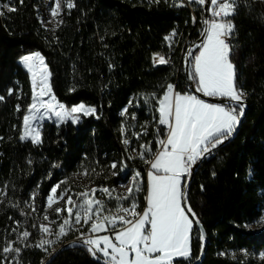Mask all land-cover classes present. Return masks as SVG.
Here are the masks:
<instances>
[{"label": "trees", "instance_id": "obj_1", "mask_svg": "<svg viewBox=\"0 0 264 264\" xmlns=\"http://www.w3.org/2000/svg\"><path fill=\"white\" fill-rule=\"evenodd\" d=\"M71 3L75 6L63 10V22L53 30L40 22L42 0H23L22 4L0 0V7L17 9L3 8L5 14L0 16V96L4 97L0 101V191L7 193L0 195V249L9 240L21 249L18 256L8 254L6 261L0 252V264H44L51 253L35 246L41 232L31 225L41 224L51 188L66 182L61 189H74L81 174L97 189L114 192L139 172L141 183L134 201L142 213L147 164L133 152H141V145L150 147L145 158L152 160L161 147L157 140H164L168 130L158 124L153 95L160 98L169 84L178 93L192 94L181 53L186 40L191 46L201 37L204 9L195 5L193 27V13L180 0ZM227 19L234 25L230 59L235 85L244 93L248 110L237 136L201 164L190 186L189 204L208 236L201 264H264V227L258 232L247 230L264 226V0H236L234 13ZM177 46L170 62H154V55L169 56ZM37 52L45 58L56 99L66 107L84 103L96 111L82 116L76 125L45 122L42 143L33 144L20 140L32 83L19 61ZM133 133H140L139 139ZM29 204H34L35 212ZM108 205L114 207L113 202ZM15 221L20 222L17 232L32 233L25 243L12 232ZM79 236L70 233L61 244ZM202 248L201 232L193 223L190 257L172 264L195 263ZM50 264L101 263L80 246L63 251Z\"/></svg>", "mask_w": 264, "mask_h": 264}, {"label": "snow or ice", "instance_id": "obj_2", "mask_svg": "<svg viewBox=\"0 0 264 264\" xmlns=\"http://www.w3.org/2000/svg\"><path fill=\"white\" fill-rule=\"evenodd\" d=\"M65 2L69 9L75 6L71 0ZM189 2L201 6L207 5L205 10L212 17L211 20H205L207 25L203 33L205 39L196 45L199 53L194 55L192 60L191 78L197 83L196 91L202 92L205 96L229 98L236 102L239 111L236 107L226 108L220 104L207 103L195 95L174 93V86L169 84L163 97L157 98L158 124L167 127V139L157 140V144L161 147L153 154L152 160L145 158V153H151L150 147L141 145L142 151L139 153L140 158L150 165L147 208L143 214L135 211L137 205L132 199L130 207H121L118 203L115 214L102 215L105 204L99 199H94L95 193L101 191L111 197L112 190L102 188L91 189L89 192L85 188L83 192L75 194L78 199L74 200L73 195L69 194L70 189H61V184L66 182L57 183L51 188L43 210V220L49 221V224L31 225L33 228H38L42 234L36 247L47 251L44 245L53 241L45 239V235L55 234L58 238L63 237L70 230L79 231L75 225L83 222V225H89L88 233L93 235L81 232V239L77 243H83L94 256L97 253L102 254L106 258V264H172L174 257L184 259L190 257V232L193 219H190L188 214L191 213L192 217H195V213L187 205L185 178L190 177L192 165L231 136L239 123V117L243 115L244 93L235 87V66L231 62V46L227 42L233 33L234 25L226 18L234 13L236 0H189ZM20 3L22 4L23 0H20ZM3 8L8 12L17 11L13 6L4 5L0 7V16L5 14ZM50 13L52 19L49 23L57 21L58 26L63 22L58 20L61 13L60 0H54ZM166 39L170 38L166 37ZM192 55L189 51V56ZM21 62L32 74L33 92L32 103L23 117L24 131L20 140L30 139L33 144L42 143L39 122L51 118L52 114L58 121H62L72 113L80 111L84 115L95 113V108L86 107L84 104L74 106L70 111H59L58 109H64L65 106L58 102L54 103L56 100L54 95L48 100L43 99L51 92L44 57L37 52L22 57ZM154 62L166 64L168 60L164 57H159L157 60L154 57ZM39 66H42V70L39 72L40 84L37 91L38 73L35 69ZM8 94L12 95L11 89ZM3 99L4 97L0 96V101ZM19 110L17 105V111ZM126 112L127 107L121 114L124 115ZM76 119H73L74 123ZM121 132H124L123 128ZM143 134L146 135V131ZM133 135L139 139L141 134L133 133ZM124 143L128 144L129 141L125 139ZM111 167L116 169L118 166L113 163ZM116 174L117 172L114 171L113 175ZM139 176V172L133 175L131 185L127 186V194L117 196V201L133 198L134 191H139L137 183ZM182 179L185 180L183 184ZM58 189H61L59 193ZM0 195L6 196L7 193L0 191ZM34 198L35 194L32 199ZM60 201L64 202L63 205H60ZM11 206L19 207L17 204ZM28 206L32 212L36 211L34 204ZM49 209L62 220V223L57 225L58 230L55 233L50 225L57 224V221L50 220ZM65 212L67 216L62 215ZM21 215L26 214L21 211ZM14 223L16 227L12 228V232L16 233L20 243H25L32 233L27 229L17 232L20 222ZM195 223L198 224L199 221L195 220ZM109 230L112 236L95 235ZM15 244V241L9 240L0 249L5 261L10 253L19 255L21 249Z\"/></svg>", "mask_w": 264, "mask_h": 264}, {"label": "rangeland", "instance_id": "obj_3", "mask_svg": "<svg viewBox=\"0 0 264 264\" xmlns=\"http://www.w3.org/2000/svg\"><path fill=\"white\" fill-rule=\"evenodd\" d=\"M53 5H54V0H42V6L40 7V10H39V19H40V22L47 29H56L58 27L57 26V21H52L51 23H49V21L52 19L51 18V13H50V7L53 6ZM60 8H61V13H60V16L58 17V20H61V16L63 14V10L65 8H67L66 2H64L63 0H60ZM31 54H33V53H31ZM31 54H27V55H31ZM24 56H26V55H24ZM24 56H22V57H24ZM19 62L28 71V69L21 62V59H20ZM44 63L46 64L45 58H44ZM35 70L38 73L37 74V91H39V84H40V75H39V72L42 70V66H39ZM47 72H48V85L50 86L51 74H50V71H49V68L48 67H47ZM28 73H29V75L31 77V83H32V74L29 71H28ZM235 77H236V73H235ZM235 87H236V85H235ZM50 89H51V86H50ZM236 89H237V87H236ZM32 92H33V86H32ZM51 95H54L52 89H51V92L49 93V95H45L43 97V99L44 100H48ZM243 100H244V98H243ZM55 102H58L59 104H62L57 99L54 101V103ZM31 103H32V98H31ZM31 103H30V105H31ZM80 104H84V103H80ZM80 104H77V105H74V106H78ZM84 105L86 107L93 108L92 106H88L86 104H84ZM74 106H72V107H74ZM72 107H66L65 106L64 109H58V110L59 111H62V112H64L65 110L70 111V109ZM26 114H27V112H26ZM90 115H95V113H92V114H89V115H84L83 112L80 111V112H77V113H72L70 116H67L62 121H58L57 118L55 117V115L52 114L51 115V118H47V119H44V120H42V121L39 122L40 131H42V127H43V125H44L45 122H53V123H56V124H60V123H62L64 121H70V122H72L73 124L76 125V124H78L81 121V117L82 116H90ZM74 118H77L75 123L73 122V119ZM23 131H24V129H23V125H22V134H23ZM27 140H30V139H27ZM139 153L140 152H138V151H134L133 152V156H138L139 157L140 156ZM125 171H126V169H125ZM188 180H189V178H188ZM188 180H187V182H188ZM183 182H184V179H182V184H183ZM131 183L132 182H131V179H130L127 183L120 185L118 189H116L114 192H111V197H109L107 194H105V193H103L101 191H97L96 192L98 194L97 196H96V193H95L94 199H99V200L103 201L104 204H105V211L102 213V215L115 214V210H116V207H117V204L118 203L120 204L121 207H130V205L132 203V199H134V196H135V194H136L137 191H134L133 198H130V199L117 201L116 197L117 196H124V195H126L127 194V186H130ZM137 183L140 186L141 181H140L139 178H138ZM147 183L149 184V180H147ZM73 186H74V189L71 188V187H66L65 189H70L69 194L70 195H73V199L74 200H77L78 199L75 194L76 193L83 192L85 190V188H87L89 190V192L91 191V189H97L94 185L90 184V182L87 180V177H86L85 174H81L80 176H78L76 178L75 183H74ZM57 191L59 193V191H61V190L58 189ZM147 196H148V192H147ZM89 198L91 199L93 197H89ZM107 198H110V200H108ZM128 200H131V201H130V204L128 206H126L125 203H127ZM109 202H113L114 203V207L109 206L108 205ZM63 203H64L63 201H60V205H63ZM136 209H137V207H136ZM136 209H135V211L137 212ZM48 214H49L50 220H56L57 221V224L50 225L52 227V229H53V233H55L58 230L57 225L59 223H62V220L59 217H57V215L54 212H52L51 209L48 210ZM121 214H123V213H121ZM62 215L63 216H67V213L65 212ZM125 215H126L127 218H130V216H128V214H125ZM189 218L192 219L190 215H189ZM94 219H95V217H94ZM97 222H99V221H97ZM41 223L49 224V221H44L43 218H42V222ZM90 223H91V221H90ZM88 227H89V225H83V222H82L79 225H75V228H78L79 231L70 230V231H68L67 235H65L63 237H59L58 238L55 234L45 235L44 238L47 239V240L53 241V243H51V244H45L44 247L47 248V252H50L52 254L60 245L63 244V243L61 244V242L64 241V239H65L66 236H68L70 233H76V232H78L79 235H80L78 238L81 239V232L86 233V232H84V230H88ZM263 227H264L263 225L248 226L247 227V230L253 231V232H258ZM95 235H100V236H102V235H109V236H112V232H111V230H109L107 232H103L102 231V232L97 233ZM41 238H42V234L40 233V239H39V241L41 240ZM78 238H76V239H78ZM190 238H191V232H190ZM190 245H191V239H190ZM179 258H182V257H174L173 258V261H175L176 259H179Z\"/></svg>", "mask_w": 264, "mask_h": 264}, {"label": "water", "instance_id": "obj_4", "mask_svg": "<svg viewBox=\"0 0 264 264\" xmlns=\"http://www.w3.org/2000/svg\"><path fill=\"white\" fill-rule=\"evenodd\" d=\"M207 7V5H205V8ZM205 12V20H211V16L210 13L208 11H204ZM207 28V25L205 24L204 27V31ZM203 31V33H204ZM201 35V37L199 38V40L197 42H195L194 44H192L190 46L189 51L192 52V56H189V51L185 60V74H186V78H187V82H188V86L190 91L192 92V94H194L195 96H197L199 99L204 100L207 103H211V104H220L224 107H238V105H236L235 101L230 100L229 98H219V97H210V96H205L202 92H197L196 91V84L194 82V79L191 78V62H192V58L194 55H196L199 52V49L196 47V45H199L200 43L203 42V40L205 39L204 35ZM243 105H244V109H243V115L239 117V123L237 124L235 130L233 131V133L231 134L230 137H228L227 139L224 140L223 143L219 144L216 148L212 149L211 152L209 154H205V156L203 158H201L200 160H198L192 167L191 169V175L189 177V180L187 182V205L190 206L189 204V190H190V186L193 182V179L195 177L196 172L198 171V169L200 168L201 164L204 162V160H206L215 150L221 148L222 146H224L225 144L229 143L230 141H232L236 136L237 133L244 121V118L246 116L247 110H248V105L246 103L245 100L242 101ZM192 209V208H191ZM187 210V209H186ZM193 212V210H192ZM189 215L191 216V218L193 219V223L197 226V228L200 230L201 232V236H202V240H203V248H202V253L200 258L193 264H201L204 260L205 257V251H206V245L208 242V236L205 232L204 227L202 226L201 222L199 221V219L197 218V216L195 215V217H192L191 213H189ZM195 220H198L199 223H195ZM78 239H73V240H69L65 243H63L62 245H60L50 256L49 258L44 262V264H50L57 255H59L60 253H62L63 251L75 248V247H80V246H84L83 243H77ZM85 248H87L86 246H84ZM93 255V254H92ZM94 259L96 261H98L101 264H106V258H104L101 254L97 253V255H93Z\"/></svg>", "mask_w": 264, "mask_h": 264}, {"label": "built area", "instance_id": "obj_5", "mask_svg": "<svg viewBox=\"0 0 264 264\" xmlns=\"http://www.w3.org/2000/svg\"><path fill=\"white\" fill-rule=\"evenodd\" d=\"M180 2H181L182 5L186 6L187 8H189L192 11V13H193V19H194L193 27H195L197 18H196V15H195L193 9H194L195 5H198L200 9H205V6H201V5L196 4V3H190L189 0H180ZM227 42L231 45V42H232L231 36L228 38ZM188 47H189V41L186 40L185 45H184L183 50H182V53H181V59H182L181 61H182V63H183L184 66H185V60H186V56H187V51L189 49ZM177 48H178V46L175 47L174 50H172V52H170V55L169 56H165L163 54H156V55H154V57H156L157 60H158L159 57H164L166 60H168V62H170L172 60V56L175 53V51H176ZM161 90L164 91V88H162ZM153 97L155 98L156 101H157V98H159L156 94H154ZM167 131L168 130L165 131V138L167 136ZM149 166L150 165L147 164V166H146L147 171L149 169ZM192 167H193V165H192Z\"/></svg>", "mask_w": 264, "mask_h": 264}, {"label": "crops", "instance_id": "obj_6", "mask_svg": "<svg viewBox=\"0 0 264 264\" xmlns=\"http://www.w3.org/2000/svg\"><path fill=\"white\" fill-rule=\"evenodd\" d=\"M196 87H197V85H196ZM166 89H167V87H166ZM174 93H178L177 92V90H176V88L174 87ZM181 94V93H180ZM164 95V94H163ZM163 95L161 96V97H163ZM181 95H184V94H181ZM189 95H194V94H189ZM160 97V98H161ZM219 98H226V97H219ZM226 108H229V107H226ZM237 108V111H239V107H236ZM167 139V136H166V138L164 139V140H166ZM149 170H150V166H149V169H148V171H147V180H149V177H148V172H149ZM186 179V178H185ZM184 182H185V180H184ZM183 182V183H184ZM147 186H148V183H147ZM147 192H148V190H147ZM147 208V199H146V205H145V208H144V210ZM144 210L142 211V213H140V214H143V212H144ZM193 227V226H192ZM191 231H192V229H191ZM102 255V254H101ZM103 256V255H102ZM105 258V257H104ZM179 259H181V258H179Z\"/></svg>", "mask_w": 264, "mask_h": 264}, {"label": "bare ground", "instance_id": "obj_7", "mask_svg": "<svg viewBox=\"0 0 264 264\" xmlns=\"http://www.w3.org/2000/svg\"><path fill=\"white\" fill-rule=\"evenodd\" d=\"M205 10V9H204ZM197 22V21H196ZM194 23V22H193ZM189 49H190V46L188 47ZM189 49H188V51H189ZM188 51H187V54H188ZM187 57V56H186Z\"/></svg>", "mask_w": 264, "mask_h": 264}]
</instances>
